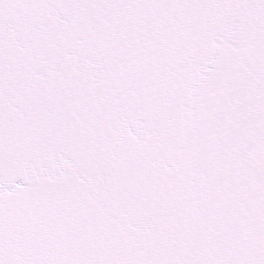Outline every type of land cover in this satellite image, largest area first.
Listing matches in <instances>:
<instances>
[{
  "label": "snow or ice",
  "instance_id": "6c2138e0",
  "mask_svg": "<svg viewBox=\"0 0 264 264\" xmlns=\"http://www.w3.org/2000/svg\"><path fill=\"white\" fill-rule=\"evenodd\" d=\"M0 264H264V0H0Z\"/></svg>",
  "mask_w": 264,
  "mask_h": 264
}]
</instances>
